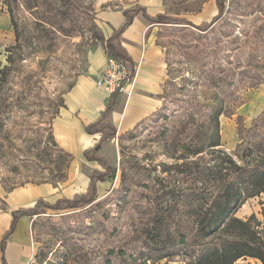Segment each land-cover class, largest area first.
Instances as JSON below:
<instances>
[{"label": "rangeland", "instance_id": "rangeland-1", "mask_svg": "<svg viewBox=\"0 0 264 264\" xmlns=\"http://www.w3.org/2000/svg\"><path fill=\"white\" fill-rule=\"evenodd\" d=\"M79 1L80 13L58 19L53 30L44 25L38 31L35 17L47 19L54 0L43 1L39 8H34L37 1L31 0L32 9L26 7L27 2L19 4L15 17L30 39L23 41V50L13 52L14 62L8 61L6 50L0 54V71L8 67L0 87V264L3 255L8 264H102L111 244L135 251L136 231L151 213L158 178L163 177V184L170 188L187 186L180 176L160 170L163 165L183 162L178 140L183 142L184 137L177 134L182 117L174 118L177 103H173L184 85L178 74L163 88L167 101L162 110L168 109V120L159 118L160 113L130 133L111 139L99 152L112 162L116 173L98 184V199L89 209H67L61 200L85 191L92 170L102 167L61 147L54 124L64 107L65 94L86 74L91 53L101 46L93 43L90 31L91 21L97 23L101 12L146 6L153 16L163 13L202 26L219 14L216 0ZM225 1L226 10L215 34L222 39L223 33L233 32L226 43L239 48L234 51L235 63L264 68V0ZM86 14L93 17L91 21L86 20ZM154 28L156 42L165 49L170 65L185 63L178 50L179 28L159 24ZM14 45L15 31L14 42L8 47ZM242 85L240 98L227 105L231 114L221 117L222 148L235 153L257 142L264 156V85L248 90ZM166 129L168 137L163 135ZM31 188L41 189L42 194L35 190L28 197L23 193L15 196ZM40 198L62 208L22 217L4 243L12 212L33 207ZM252 215L264 227V196L248 199L237 213L242 219ZM148 264H189V260L176 257Z\"/></svg>", "mask_w": 264, "mask_h": 264}, {"label": "trees", "instance_id": "trees-1", "mask_svg": "<svg viewBox=\"0 0 264 264\" xmlns=\"http://www.w3.org/2000/svg\"><path fill=\"white\" fill-rule=\"evenodd\" d=\"M36 1L38 5L34 8H39L40 3L43 4L45 0ZM26 2V7L32 9L31 0H4L16 36V45L6 48V52L10 54L7 59L11 63L14 62L13 52L23 50V41L30 39L21 31L15 17L19 4ZM79 2L54 0L47 11V19L43 16L35 17L37 31L44 25L53 30L58 19H68L80 13L83 8ZM216 4L219 14L210 23L202 26L163 13L152 16L141 6L126 10L123 12L126 18L124 25L114 28L109 37L100 31L96 22L91 21L93 17L86 14V20L91 21L93 43L101 45L108 56L119 62L134 67L120 39L140 13L154 25H172L179 28L181 36L176 37L179 41L178 50L185 62L172 67L167 57V81L176 74L184 81V85L178 89V98L173 101L174 104L177 103L174 118L182 117L177 134L184 137L183 142L178 140L183 150V162L163 165L160 170L162 174L173 172L174 176H180L187 186L184 188L177 185L170 188L163 184L165 179L159 177L156 181L158 189L153 193L151 202V213L146 224L136 231L138 245L135 251H130L126 245L111 244L102 264H148L176 257L189 260V264H264V227L256 215L248 219L237 216L245 201L264 196L262 148L260 144L253 142L244 150L227 152L222 148L221 126V117L231 114L227 112V105L240 98V85L243 84L245 90L264 85V68L254 69L252 64L244 66L235 63L234 51L239 48L226 43V39L233 32L223 33L222 39L215 34V27L226 10V1L216 0ZM6 68L0 71V87L6 81ZM119 97L118 91L109 96V102L99 118L85 127L87 133L100 134L101 138L84 151V157L88 161L97 162L102 169L92 170L85 191L61 200L67 205V209L93 207L98 199V184L115 176L116 168L109 159L101 157L99 152L108 139L117 135L116 128L105 123V119L116 106ZM160 98L163 99V105L150 118L162 113L159 118L168 120V109L162 110L167 101L165 93ZM167 133L166 129L163 135L168 137ZM176 182L180 183L179 180ZM48 208L59 210L62 206L40 198L31 208L14 210L11 226L4 234V243L10 240L19 219L24 216H38L43 213L41 210ZM3 249L6 250V245ZM2 264H8L4 255Z\"/></svg>", "mask_w": 264, "mask_h": 264}, {"label": "crops", "instance_id": "crops-1", "mask_svg": "<svg viewBox=\"0 0 264 264\" xmlns=\"http://www.w3.org/2000/svg\"><path fill=\"white\" fill-rule=\"evenodd\" d=\"M3 5L4 0H0V54L14 42L11 17ZM148 13L152 15L151 12ZM125 21L126 18L120 10L104 11L100 13L97 25L100 31L109 37L113 29L120 28ZM155 26L157 25L152 24L140 13L121 36L120 41L131 57L136 76L134 83L128 88L130 95L120 96L116 106L105 119V123L116 128L117 139L152 117L163 105L160 96L168 79V63L165 49L154 37ZM7 42L10 44L7 45ZM107 57L104 48L97 46L90 55L86 74L80 76L64 96V107L55 120L54 130L57 141L70 154L84 156V151L101 138L100 134L87 133L85 127L99 118L109 102L108 93L96 83L106 65ZM115 137L111 139L114 141ZM111 139H108L102 148L109 145ZM35 190L42 191L39 188H31L15 196L23 193L22 195L28 197ZM40 194L42 193H37Z\"/></svg>", "mask_w": 264, "mask_h": 264}, {"label": "built area", "instance_id": "built-area-1", "mask_svg": "<svg viewBox=\"0 0 264 264\" xmlns=\"http://www.w3.org/2000/svg\"><path fill=\"white\" fill-rule=\"evenodd\" d=\"M136 69L130 64L119 62L112 56L107 57V62L97 78V86L103 88L109 96L118 91L120 96L130 95L128 88L134 83Z\"/></svg>", "mask_w": 264, "mask_h": 264}]
</instances>
